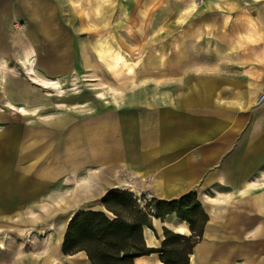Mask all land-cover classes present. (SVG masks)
Here are the masks:
<instances>
[{"label": "crops", "instance_id": "1", "mask_svg": "<svg viewBox=\"0 0 264 264\" xmlns=\"http://www.w3.org/2000/svg\"><path fill=\"white\" fill-rule=\"evenodd\" d=\"M196 2L0 0V243L31 234L52 186L68 223L112 216L102 199L126 186L194 195L189 264H264V0ZM151 226L150 249L192 234L175 214Z\"/></svg>", "mask_w": 264, "mask_h": 264}, {"label": "trees", "instance_id": "2", "mask_svg": "<svg viewBox=\"0 0 264 264\" xmlns=\"http://www.w3.org/2000/svg\"><path fill=\"white\" fill-rule=\"evenodd\" d=\"M102 204L112 216L103 211H80L67 224L60 246L63 255L84 252L89 264H134L138 257L158 254L163 264H189V255L207 222L193 194L163 202L117 190L108 193ZM169 214L186 222L192 234L182 236L164 229L160 248H148L143 228L152 229V217L164 219Z\"/></svg>", "mask_w": 264, "mask_h": 264}, {"label": "rangeland", "instance_id": "3", "mask_svg": "<svg viewBox=\"0 0 264 264\" xmlns=\"http://www.w3.org/2000/svg\"><path fill=\"white\" fill-rule=\"evenodd\" d=\"M75 83L76 82L74 80H68L66 82L67 86H65L71 88L73 85H75ZM85 83L87 84L88 82L84 81V84ZM88 87H90L89 84ZM101 89L106 90V87H101ZM54 185H57V183ZM55 188V186L51 187L52 193L50 195V199H48L45 204L35 205L34 230L31 232V234L25 238H15L11 244H6L5 246L0 243V248H5L4 250L0 249V264H42V259L44 256H46L48 249L47 247L46 250H43V245L46 244L47 246H50L56 223L60 218L68 216L71 213L69 208H62L59 204L60 191L59 189ZM121 191L130 192L128 190ZM45 192H47V190ZM143 196L146 200L150 199L145 195ZM139 197H141V195L137 196V198ZM63 210L65 212H63ZM73 213L74 212H72V214ZM43 217H45V219H43ZM25 234L26 232L24 230L19 231L20 236H24ZM62 255L63 254L60 250L59 260L61 261V264H69L67 258H65V255Z\"/></svg>", "mask_w": 264, "mask_h": 264}, {"label": "bare ground", "instance_id": "4", "mask_svg": "<svg viewBox=\"0 0 264 264\" xmlns=\"http://www.w3.org/2000/svg\"><path fill=\"white\" fill-rule=\"evenodd\" d=\"M26 44H27V42H26ZM27 72L28 71H26V73ZM51 84H53V82H51ZM21 112L24 113V114H28L25 110H22ZM33 112L36 113L37 111H33ZM250 186H252V185H250ZM125 188H126V186H122L123 190H125ZM136 189H139V188H136ZM131 191H134V189H131ZM136 192H137V194H139L138 191H136ZM68 221H69V217H65L63 219L58 220V222L56 223V227L54 228V234L52 236L50 246H48V249H47L46 257L43 258V259L41 258L42 259V264H51V263L61 264V261L59 260V249H60V246H61V242H62L64 233H65V229H66V226L68 224ZM183 232H184L183 229H181V233H183Z\"/></svg>", "mask_w": 264, "mask_h": 264}, {"label": "built area", "instance_id": "5", "mask_svg": "<svg viewBox=\"0 0 264 264\" xmlns=\"http://www.w3.org/2000/svg\"><path fill=\"white\" fill-rule=\"evenodd\" d=\"M202 2V0H197V4H199V3H201ZM149 200V199H148Z\"/></svg>", "mask_w": 264, "mask_h": 264}]
</instances>
